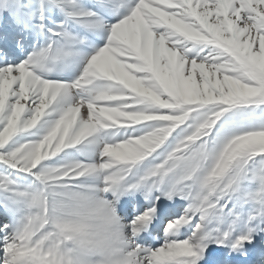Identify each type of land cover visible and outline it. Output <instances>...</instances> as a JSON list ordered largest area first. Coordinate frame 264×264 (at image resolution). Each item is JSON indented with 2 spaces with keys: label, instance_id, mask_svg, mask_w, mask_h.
I'll use <instances>...</instances> for the list:
<instances>
[{
  "label": "snow or ice",
  "instance_id": "snow-or-ice-1",
  "mask_svg": "<svg viewBox=\"0 0 264 264\" xmlns=\"http://www.w3.org/2000/svg\"><path fill=\"white\" fill-rule=\"evenodd\" d=\"M0 264H264V0H0Z\"/></svg>",
  "mask_w": 264,
  "mask_h": 264
}]
</instances>
